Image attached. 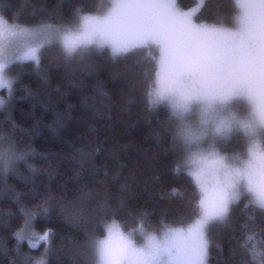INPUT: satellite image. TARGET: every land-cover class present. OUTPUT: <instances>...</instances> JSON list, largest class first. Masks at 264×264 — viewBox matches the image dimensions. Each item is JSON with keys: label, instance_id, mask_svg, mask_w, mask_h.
Instances as JSON below:
<instances>
[{"label": "trees", "instance_id": "1", "mask_svg": "<svg viewBox=\"0 0 264 264\" xmlns=\"http://www.w3.org/2000/svg\"><path fill=\"white\" fill-rule=\"evenodd\" d=\"M191 7L197 0H177ZM103 0H0L9 24L74 22L97 13ZM235 0H203L198 21L231 24ZM155 65L138 48L112 56L107 47L66 57L58 42L40 60L11 64L9 97L0 108V146L24 156L0 159V264H94L86 241L118 218L125 227L157 230L185 224L197 212L198 189L170 137L165 105L150 107ZM174 189H176L174 191ZM242 197L211 239L209 264H260L264 210ZM49 231L31 246L16 234ZM249 233L254 239L244 241ZM255 247L257 254L249 251Z\"/></svg>", "mask_w": 264, "mask_h": 264}, {"label": "snow or ice", "instance_id": "2", "mask_svg": "<svg viewBox=\"0 0 264 264\" xmlns=\"http://www.w3.org/2000/svg\"><path fill=\"white\" fill-rule=\"evenodd\" d=\"M235 5L237 11L229 26L223 22H198L199 3L181 7L177 0H112L103 14L77 12L74 22L42 23L32 28L9 24L0 15V35L22 34L36 40L26 44L20 58H31L37 64L45 41L53 38L59 39L66 57L90 45L97 48L107 45L112 56L146 49L155 65L148 81L149 106L167 103L170 115L175 118L174 126L169 129L170 141L179 157L175 170L181 171L183 165V170L198 185L203 161L216 143V137L206 135L209 121L216 122L227 113L217 123V129L220 130L222 123L224 138L242 133L244 146L240 150L246 145L251 149L258 141H264V0H235ZM41 33L44 39H38ZM169 36L178 37L179 42L165 47L162 41ZM16 58L0 43V86L7 85L9 91L12 77L5 75L6 66ZM3 103L0 97V104ZM23 156L11 140L6 146H0V159L4 161ZM242 197H246L245 206L254 205L247 193H242L239 200ZM200 203L207 218L198 225L199 242L194 255L203 264H209L208 228L214 221L226 222L234 203L226 196L211 206H206L203 200ZM137 226L143 228L142 223ZM49 231L33 234L38 240L48 241ZM93 237L85 243L92 250ZM253 239L249 233L244 245ZM37 242L29 241L30 244ZM249 251L253 256L257 254L255 247ZM260 254V264H264V250ZM147 255V264H161L163 254L159 250ZM137 258L132 255L133 260Z\"/></svg>", "mask_w": 264, "mask_h": 264}, {"label": "clouds", "instance_id": "3", "mask_svg": "<svg viewBox=\"0 0 264 264\" xmlns=\"http://www.w3.org/2000/svg\"><path fill=\"white\" fill-rule=\"evenodd\" d=\"M163 24V21H158ZM118 28L120 26H117ZM129 28L132 25H128ZM179 42L178 37L169 36L162 43L165 47ZM7 76L8 74L5 73ZM227 117L209 121L206 135L224 138L223 124L220 130L217 123ZM196 201L197 214L185 224H168L159 232L140 228L125 227L118 218H110L104 224V234L95 235L93 250L95 264H147L148 253L159 250L163 254L161 264H203L195 255L199 242L198 225L207 218L201 208V200L206 206L226 196L230 203L239 200L247 193L250 201L258 208H264V141L244 150L224 151L215 143L202 164V175ZM139 258L133 260L132 255Z\"/></svg>", "mask_w": 264, "mask_h": 264}, {"label": "rangeland", "instance_id": "4", "mask_svg": "<svg viewBox=\"0 0 264 264\" xmlns=\"http://www.w3.org/2000/svg\"><path fill=\"white\" fill-rule=\"evenodd\" d=\"M202 2H203V0H197V3L196 4L199 3L201 5ZM111 3H112V0H103L101 10L99 12H97V13H92V14H94V15L103 14V12L106 11L107 7ZM206 23H211V22H206ZM231 24H232V22H231ZM231 24H226V25L231 26ZM18 27H20V26H18ZM32 27H34V26H30L29 28H32ZM38 39H44V34L41 33V35H40V37ZM35 42H37V41L34 40L31 37H28L27 35H22V34L10 35L7 32H5L4 34L0 35V43H3L6 47H8L9 50L12 53H14L15 56L17 57L16 59L12 60V62L10 64H8L6 66V71H7L8 76H10L9 75V72H8V69H9V67H10L11 64L20 63V62H24V61H28V60L35 61V60L31 59V58H20L22 52L25 49L26 44L35 43ZM51 42H58V44L62 47L61 42L57 38H53L50 42L46 40L44 46L47 45V44H50ZM104 47H107L110 50V47L109 46L105 45ZM96 48L97 47L95 45H90V46H88L87 48H84V49H96ZM10 77H12V76H10ZM10 93H11V91H9L7 85L0 86V97H3L4 103L6 101V98L9 97V94ZM3 104H0V108L3 106ZM159 105H165L168 108V110H169V120H170L172 126H174V124H175V118L170 115V109H169L167 103L166 102H162ZM159 105H156V106H159ZM156 106H154V107H156ZM193 119H195V116H193ZM241 137H242V133H236L233 136H231L230 138H223L221 140L216 141V143H217V146L219 148H221V150H224V151L240 150L244 146L243 143H242ZM182 168H183V165H182ZM189 176L191 177L190 174H189ZM192 180L194 181L193 178H192ZM194 183H195V181H194ZM195 185H196V183H195ZM196 187H197V185H196ZM197 189H198V187H197ZM196 214H197V212H196ZM194 216L190 220H192L194 218ZM220 224H222V222H219V221H214V222H212L210 224V226L208 228V236L210 238V241H211L212 236H213V234L215 232V229ZM22 229H24V228H22ZM22 229L16 234V236L19 239H25L28 242L30 240L31 241H38L37 243H33V244H30L29 243L31 246H36L40 241H42V240H38V236L37 235H34L33 234V233H36V232L33 230L32 227H30L29 229H25V230H22ZM162 229L163 228H159V229L153 230V231L159 232ZM149 230H152V229H149ZM37 264H44L43 258H40L39 261H37ZM94 264H95V254H94Z\"/></svg>", "mask_w": 264, "mask_h": 264}]
</instances>
